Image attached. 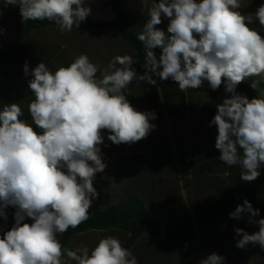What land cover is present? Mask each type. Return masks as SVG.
<instances>
[{
  "label": "clouds",
  "instance_id": "clouds-1",
  "mask_svg": "<svg viewBox=\"0 0 264 264\" xmlns=\"http://www.w3.org/2000/svg\"><path fill=\"white\" fill-rule=\"evenodd\" d=\"M18 6L22 21H54L62 32L91 15L85 0H4ZM240 0H155L138 40L146 51L147 70L138 75L130 55L116 56L97 78V66L86 55L52 72L40 62L29 73L34 95L28 106L32 124L20 119L18 103L0 110V216L15 207V223L0 236V264H137L132 252L114 236L99 239L89 251L63 248L58 234L89 219V209L100 193L94 187L97 173L107 167L101 147V130L111 133L113 144H132L146 138L156 125L154 112L136 110L123 94L133 81L156 84L171 79L183 92L199 89L206 81L213 90L224 84L226 96L209 126L217 127L218 159L240 165L241 181L252 182L264 167V36L250 25L264 26V4L243 15ZM166 18L167 31L157 26ZM197 36L199 38H197ZM162 49L159 57L153 49ZM119 65V66H117ZM252 77L258 95L237 93V86ZM33 125L41 131L37 132ZM249 214L259 230L236 228L237 248L258 244L264 249V218L245 199L229 213L233 219ZM30 218L32 223L24 222ZM213 252L200 264H224Z\"/></svg>",
  "mask_w": 264,
  "mask_h": 264
},
{
  "label": "trees",
  "instance_id": "trees-1",
  "mask_svg": "<svg viewBox=\"0 0 264 264\" xmlns=\"http://www.w3.org/2000/svg\"><path fill=\"white\" fill-rule=\"evenodd\" d=\"M153 2L107 0L106 6L114 11L115 20L97 22L87 17L79 28L73 26L71 32H62L54 21L47 19L22 21L18 6L5 7L4 0H0V110L6 104L18 103L23 112L20 119L33 123L28 106L35 97L28 87L31 76L23 71L25 62L29 73L40 62L55 72L86 55L97 66V78H101L116 54L113 48L117 42L133 53V67L138 75H143L147 70L146 51L137 38L142 31L134 26V16L141 15L145 24ZM261 4L264 0H253V13ZM10 25L15 26L16 34L5 44ZM254 26L264 36V26L258 20L254 19ZM103 31H107L103 40L107 58L95 44L96 37L101 35L95 33ZM153 51L159 57L162 49ZM153 78L157 81L154 85L133 81L123 89V94L136 110L156 114V119L150 120L155 129L138 142L119 145L107 139L109 130H101L104 143L100 147L107 167L96 174L94 182L104 188L99 190V198L93 200L89 219L58 234L63 248L75 250L79 244L91 251L99 241H94L93 235H112L121 241L125 234L122 246L132 252L137 264H200L206 250L231 238L239 219L231 218L229 213L245 199L264 218V167L255 181L244 182L240 179V165L228 166L218 159L217 127L209 124L217 105L223 101L204 103L182 92L175 81L168 79L167 83L174 87V95H170L167 84L161 90L158 86L163 80ZM250 84L246 80L240 83L237 93L250 99L256 97L258 92ZM260 87L264 89V82ZM220 89L224 90L223 83ZM180 176L182 186L190 189L187 203L179 186L178 191L170 188L171 178L180 180ZM114 183L121 185V192L110 187ZM15 211V207L8 206L7 219L0 216V236L15 223ZM24 222L32 220L26 218ZM62 261L75 264L66 256ZM257 264H264V251Z\"/></svg>",
  "mask_w": 264,
  "mask_h": 264
},
{
  "label": "rangeland",
  "instance_id": "rangeland-1",
  "mask_svg": "<svg viewBox=\"0 0 264 264\" xmlns=\"http://www.w3.org/2000/svg\"><path fill=\"white\" fill-rule=\"evenodd\" d=\"M240 2L242 4V7L240 9H238V11H240L241 14H243V15L254 14L253 10H252L253 9V7H252L253 6V0H240ZM95 3H96L95 0H91L89 2V6L91 8L94 5L98 6V8H96V9L100 10L101 4L99 3L97 5ZM250 27H253L255 29L254 21L250 25ZM15 34H16L15 26L14 25H10L8 27V29H7V34L5 36L4 43L8 44L9 42H11L13 40ZM118 45L120 47V44H118ZM113 57L114 56H112V58ZM117 66H119V65H117ZM255 79H259V78L258 77H252V78H250V79H248L246 81L251 82V80H255ZM163 84H165V85L167 84V89L168 90L172 89V87L168 85L169 82L167 83V80L166 81L164 80V81H162V83L159 82V86L158 87L161 90H162ZM173 89H174V87H173ZM173 89H172V91H173ZM261 89H263V88H261ZM186 92H187L186 94H188L189 96H190V94H192L195 98H198L200 101H202L204 103H208V102H211L213 100L223 101L226 98V96H229L227 93L224 92V90H222L220 88L215 90V91H213L205 83L199 89H191L190 88V89L186 90ZM128 93H129V91L127 90L126 94H128ZM128 101H129V99H128ZM222 176H224L226 178L228 177L227 175H222ZM181 179L182 178L180 176L179 183H175L173 181V179L171 178V182H170L171 186H170V188L175 190L176 186L178 185L180 187L179 192L182 193V197H184V199H185V201L187 203L188 200H187L186 197L190 194V189H188L187 187H186V189L183 188L182 184L180 183ZM110 187L112 189H115V191L117 193L121 192V188H120L121 185L120 184L114 183ZM104 192H105V189H104ZM171 199H172V197H170V201H171ZM173 199H174V197H173ZM180 199H179V203L182 204L183 200H182V198H180ZM248 219H249V214H247V213L242 214V218H240L238 220V223L235 226V229L236 228H242V229H244L245 231H247L250 234L254 233V232H257L259 230L258 224L249 223ZM254 219L255 220H259V219H261V216L259 215V216L255 217ZM93 236H94V239H93L94 241L95 240H99V238L104 237L102 234H100V235L97 234V235H93ZM107 236H109V235H107ZM126 238H127V235L122 234V240L120 241L122 245H123V242H124V240ZM239 238L240 237H238L236 235L235 230H234L233 235L231 236V238L229 237V239L228 240L226 239V241H224L221 245H219L217 247H213L209 251L206 250L205 253H204L203 259H205L211 253L215 252L218 255H221V256H223L225 258L224 264H257V263H259V261L261 260L262 253H263L264 249H262L258 244H256V245L249 244V245L246 246V248H243V249L237 248L236 247V242H237V240ZM78 243H79V240L77 241V244ZM97 243L98 242H96V245H97ZM75 247L78 248L79 244L75 245ZM161 259H162V257H161ZM164 259H166V257Z\"/></svg>",
  "mask_w": 264,
  "mask_h": 264
},
{
  "label": "crops",
  "instance_id": "crops-1",
  "mask_svg": "<svg viewBox=\"0 0 264 264\" xmlns=\"http://www.w3.org/2000/svg\"><path fill=\"white\" fill-rule=\"evenodd\" d=\"M90 1L91 0H85V3L87 6H89ZM95 2H96L95 4H97V5L100 3L101 8H100V10H97L96 8H98V6L94 5L92 8L89 6L91 8V15L89 16L90 18H92L94 21H97V22H99V21H113L116 19L114 11L110 7L106 6L107 0H95ZM134 17H135L134 26L139 28L142 31L143 29H141V28H143V25H144L142 16L139 15V16H134ZM168 23H169V21L166 18H164L162 20V23L160 25H158L157 27L166 32ZM96 34H101L98 37H96V40H95V44L98 47V51L101 53V55H103L105 58H107L108 56H107V53L105 51L107 48L105 47L106 44L103 42L104 37H106L105 35L107 34V31L95 33V35ZM116 44H117V46H115L113 48V49H115L116 54L113 58H111V60H113L116 56H124V55L132 56L133 55V53L131 54V51H129V49L127 47H125L124 45L123 46L120 45V47H119V45H118L119 43L116 42ZM168 85L170 86V83ZM169 94L174 95L172 89H169ZM179 181L180 180H177V179L174 180L175 183H177V182L179 183ZM116 184H119V183H116ZM94 187L97 189L98 192H99V190L102 191V189L104 188L102 186L98 187L95 182H94ZM176 187H178V185ZM183 188L186 189L185 186ZM175 190L178 191V188H176Z\"/></svg>",
  "mask_w": 264,
  "mask_h": 264
}]
</instances>
